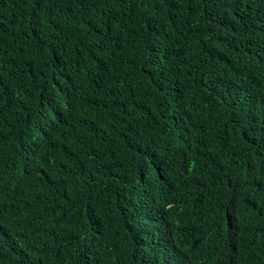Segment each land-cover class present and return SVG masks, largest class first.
<instances>
[{
    "label": "trees",
    "instance_id": "obj_1",
    "mask_svg": "<svg viewBox=\"0 0 264 264\" xmlns=\"http://www.w3.org/2000/svg\"><path fill=\"white\" fill-rule=\"evenodd\" d=\"M0 264H264V0H0Z\"/></svg>",
    "mask_w": 264,
    "mask_h": 264
}]
</instances>
